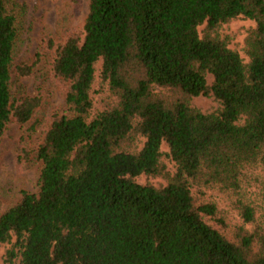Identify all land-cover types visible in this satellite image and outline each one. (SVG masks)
I'll list each match as a JSON object with an SVG mask.
<instances>
[{
  "label": "trees",
  "instance_id": "obj_1",
  "mask_svg": "<svg viewBox=\"0 0 264 264\" xmlns=\"http://www.w3.org/2000/svg\"><path fill=\"white\" fill-rule=\"evenodd\" d=\"M237 17L254 23L246 61L219 32ZM21 23L0 0V140L40 105L11 90L34 66L14 63ZM41 46L62 103L36 146L37 192L0 213L4 264H264V0H87L81 26Z\"/></svg>",
  "mask_w": 264,
  "mask_h": 264
},
{
  "label": "rangeland",
  "instance_id": "obj_2",
  "mask_svg": "<svg viewBox=\"0 0 264 264\" xmlns=\"http://www.w3.org/2000/svg\"><path fill=\"white\" fill-rule=\"evenodd\" d=\"M22 7V23L19 42L16 48L14 63H34L33 72L29 77L17 78L12 75V94L30 93L40 97V105L29 122L18 125L10 122L5 128L0 140V213L14 204L22 190L37 192L40 162L35 150L40 138L49 124V115L62 103V89L58 81L49 70V54L42 48L44 37L57 38L63 36L70 28L79 27L83 23L87 12V0H82L77 12L66 0H16ZM254 23L252 20L237 17L223 24L219 32L222 36H229V47L238 51L247 60L242 51L245 31ZM202 26L198 27L200 31ZM207 82L211 75H207ZM191 105L204 113L214 111L218 102L213 96L198 95L191 99ZM162 160L172 171L173 162L166 155L167 146L162 143ZM137 182H150L158 185L164 180L158 177L139 175ZM254 190V188H252ZM206 195L217 203L219 209L226 212V219L230 223H239L236 213L225 205L224 200L213 191H206ZM257 201V200H256ZM213 223V221H209ZM10 243H0V264L3 263L5 250Z\"/></svg>",
  "mask_w": 264,
  "mask_h": 264
}]
</instances>
